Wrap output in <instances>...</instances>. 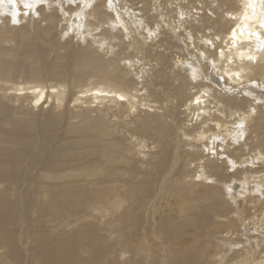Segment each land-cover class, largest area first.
Returning a JSON list of instances; mask_svg holds the SVG:
<instances>
[{
    "label": "bare ground",
    "instance_id": "obj_1",
    "mask_svg": "<svg viewBox=\"0 0 264 264\" xmlns=\"http://www.w3.org/2000/svg\"><path fill=\"white\" fill-rule=\"evenodd\" d=\"M93 1L59 0V7L53 10L38 8L39 23L47 25L45 28L35 25L34 34L29 32V25L12 27L13 22L0 15L3 21L0 25V249L9 250L7 258L15 264L20 262L15 228L25 225L22 216L26 210L36 214L33 210L36 201L39 208L32 251L37 264H98L102 252L109 250L105 246L112 240L106 239L109 228H114L122 238L119 251L127 262L138 255L141 257L138 264H152L147 254L149 249L143 243L149 229L156 228L158 232L151 233L156 244L167 240L170 249H176L172 256L158 255L160 262L163 258V264H264V173L260 175L255 168L264 166V111L256 106V100L252 104L243 98L248 93L263 95L260 88L264 86V0H192L195 4L205 3L208 8L217 5L209 9L205 20L200 17L204 23L201 21L194 27L187 18L183 20L179 0H141L145 3L139 9L145 12L143 17L116 13L115 0L111 1L112 8L102 3L92 6ZM29 2L31 5L32 0ZM155 2L159 3L155 6L159 13L156 17L151 15ZM70 3L76 7L69 6ZM165 5L178 10L175 17L178 24L190 25L182 30L187 38L183 39L184 47L188 55L194 54L190 53L193 48L199 60L195 56H188L192 62L179 58V67L186 74L182 83L176 84L179 78L169 76H162L158 82L163 100L168 102L165 110L170 125L163 119L165 116L156 115L153 120L140 121L130 129V123L122 125L120 119L129 121L144 108L158 109L153 105L158 97L152 94L155 101H151L143 95L145 89L138 88L140 83L129 78L128 69L124 72L118 59L105 60L116 53V47L124 40L113 26L119 21L128 26L135 21L131 23L132 29L144 37L134 40L139 54L146 53L147 38L158 34L147 32L161 27L166 33L168 26L176 22L171 21L173 15L164 14L168 8ZM120 9L126 10V6ZM159 9H164V13ZM19 10L22 14L26 12L19 0H0V12L15 16ZM65 19L70 25L60 36L67 32L70 37L73 32L76 39L90 43L72 63L66 62L62 55L53 54L59 48L57 24ZM150 23L156 28H151ZM120 29L119 34L128 36V30ZM99 30L101 34L96 35ZM199 33L204 35L199 37ZM9 44L11 48L3 46ZM52 56L55 57L51 61ZM156 59L161 60V56L156 54ZM127 64L134 69L132 60ZM207 66L218 70L217 75L228 83L231 93L217 90L209 83L205 77L210 76ZM188 73L191 78L203 80L200 84L197 81L199 86L193 87L194 92L190 90L192 83L186 81H192ZM175 102L176 107L184 108L185 124L188 121L179 129L175 127ZM256 114L259 119L254 117ZM175 128L178 132H174ZM124 134H129L134 142ZM147 142L160 150L156 152L161 156L157 168L162 171L152 179L148 176L145 183L125 185L122 181L128 180L126 169L132 158L131 148H139L144 161ZM250 154L252 159H246ZM182 155L190 158L182 160ZM182 162L196 164L194 168L200 171L199 182L204 183L201 184L204 193L195 206L196 198H192L189 189L183 191V196L178 190L170 191L174 208L170 213L178 212L173 221L180 222L169 226L167 220L171 215L157 221V212L154 206L149 208V201L157 193L154 183L161 180L164 183ZM231 167L237 168L235 173L226 172ZM240 171L245 176L232 182ZM223 177L234 178L225 181ZM132 179L138 180L135 175ZM192 179L197 180L195 176ZM119 183L125 185L123 190L117 186ZM159 190L160 197L166 195L165 185ZM126 203L129 210L121 219L123 225L118 227L122 222L117 215ZM149 213L152 216L144 223ZM96 215L104 219L101 225L95 220ZM89 217L95 223H84ZM108 217L111 219L105 222ZM202 232L205 236L201 243L198 239ZM213 232L219 235L215 238L218 244L211 241ZM242 236L244 240L240 243ZM129 255L132 256L128 258Z\"/></svg>",
    "mask_w": 264,
    "mask_h": 264
},
{
    "label": "rangeland",
    "instance_id": "obj_2",
    "mask_svg": "<svg viewBox=\"0 0 264 264\" xmlns=\"http://www.w3.org/2000/svg\"><path fill=\"white\" fill-rule=\"evenodd\" d=\"M19 1L21 3L22 8L26 11L24 14H22L20 12V10H19V12H16L17 14L15 16H12L11 14H5V13H2V12H0L1 13L0 15L2 17H5L7 20L13 22L12 27L15 26L16 28H19L21 25H29L32 28V30H31V28H29V32L30 33L32 32L31 34L35 33V28H34L35 25H39L40 24L41 27H43V28H45L46 25H47L46 23H39L40 22L39 16L37 15V14H39V9L40 8H47L50 11V10H53V9L59 7L58 5H60V3L58 2L59 0H57V1L56 0H32L31 5H29L28 7H25L24 6L25 3H27V4L30 3L29 0H25L27 2H24V0H19ZM111 1L112 0H94L92 6L95 5V4L102 3L104 6H106V4H107V6L109 5L108 8H112L113 6L111 5ZM165 1H167V0H164V2ZM147 2H149V0H147ZM115 4L116 5L114 6V8L117 9V11H118V12H116V11L115 12L120 14V15H125V16L129 15V16H126V17H130L129 13L134 14L133 16H139L141 14L140 16L143 17V15H145V12L144 13H142L143 11L139 12V9H141V7L144 8V6H142V5L143 4L145 5V3H141V0H138V1H136V0H125L122 3L119 2L118 0H115ZM179 4H180L181 7H183V14H182L183 20L184 21H186V20L191 21V24H190L191 26H193V25L194 26H198L199 24H201V21H202V23H204V21L200 17H202L205 20V18L207 17L206 15L208 14L209 9L210 8L212 9V8H214V6L215 7L217 6L216 4H214L213 6L208 8L207 4H205V3L204 4L202 3L203 5H201V3L195 4L192 0H179ZM68 5L71 6V7H74V8L76 7V5L73 4V3H70ZM157 5H159V3L156 4V2H155L154 3V8H153L154 10L151 13V15H154L155 17L158 16V14H159V13H157V11H155V9H156L155 6H157ZM120 6H123V7L126 6V10H124L125 8L123 10H121ZM166 7H168V8H166L167 10L162 9V11H161L159 9L160 12L161 13L165 12L164 14H168L170 17L173 15L174 18H172L171 21H173V22L176 21V22L172 23L171 26H168V31L166 33H164V30L161 27H159V26H157V27H159L160 29H157V30L153 29L152 31L149 30L147 33H158V34H157V36L154 35L152 37L147 38V41H146V43H147V46H146L147 52L146 53H141L142 55L139 54L140 51L138 50V45L136 43V40H134V38L143 39L144 36L141 37V35L139 34L140 32L138 30H133L132 29L131 23L133 21L129 24V26L127 25V23H123V22H120V21L117 23V24H121L119 27L115 23H114L115 25L113 26V29H115V33L120 35L121 39L122 40L124 39V40H123V43L120 44L121 46L116 47V50H115L116 53H114V54H112L110 56H107L105 60L107 61V60L113 58L112 60L115 59L117 61V59H118V61L120 63V68L123 69V70L124 69H128V72L130 73L129 78H131V80H133V81H136L137 84H138V82L140 83L139 84L140 86H138L139 89H143V88L145 89L144 92L142 93L143 95H145L147 97H150L149 100H151V101H155L154 98L151 97L152 94L154 96L158 97V99L156 100L157 103L156 102L153 103V105L155 107H157L158 109H156L154 111L150 110V111H152V112H150L149 110H147L148 108H144V109H142V111L138 112L135 115V117H132V119H129V121L126 120V119H122V118L120 119L119 122L122 125H124L126 122H129L130 123V125H129L130 129H133L134 127H136V125L140 121L153 120L154 116H156V115L162 116V117L165 116V117H163V119L165 118L166 124L168 123L167 125H170L169 122L171 121V119L169 118V114H167L166 110H165V106L168 105V102L163 100V97H162L163 93L161 91L162 88H160V86L158 85V82L161 80L162 76H169V77L174 78V79H175V77L179 78L178 81H175V83L177 82L176 84L182 83L181 79H182V77H185L186 74H185V69L183 67H179L180 66L179 58H180V61L192 62V59L190 57L193 56V58H194V56H195L196 59L199 60L198 57L196 56L197 53L193 50V48H192V52H190V53H194V54L188 55V53H186V49L187 48L184 47L185 45L183 43V39H187V38L185 36L186 33H184L183 31L186 28H189L190 25L188 23L184 24L183 22L178 24V19H175L176 14H177L176 12H178V10L174 11L173 7L175 8V6H173V7L171 6L170 7V5H168ZM15 10L17 11V8ZM29 10H32L31 13H36V15L35 14H31ZM79 10L82 11L83 8H80ZM106 10H108V9H106ZM137 10H138V12H137ZM163 10H164V12H163ZM109 11L110 10H108V12ZM133 11H136V12H133ZM166 11H168V12H166ZM115 12H111V13H115ZM170 12H174V13H170ZM156 13H157V15H156ZM184 14H186V16ZM29 17L30 18H34V20H35L34 22L35 23L31 22ZM37 19H38V21H37ZM139 20H141V17L139 18ZM59 21H60L59 25L57 24V29L55 30L56 36L59 38V48H56V50H54L55 53H53V54L55 56H56V53L58 54L57 56L62 55V56L65 57V61L66 62H68V63L71 62L72 63L74 61L75 56H77L80 53H82V50L88 49L85 45L86 44H90V43H87V42L83 43L82 40L76 39L73 36V32L70 33V37H69V35H67V32H64L61 36H63L64 34H65V36H63V38H62L60 36L61 31L63 29L66 30L67 28H69L70 23L68 22L67 19L59 20ZM195 21H197V22L195 23ZM2 24H3V21L2 22L0 21V25H2ZM183 25L185 26V28H183L184 27ZM172 26L175 27L176 30L174 28H172ZM121 27H124L126 29V31L128 30L127 31L128 36L125 33L119 34V31L121 30L120 29ZM150 27L153 28L155 26H154L153 23H150ZM164 29H166V28H164ZM179 29H180V31H179ZM98 33L96 32L95 34L96 35H100L101 34V30H99ZM207 33L208 32H206V34ZM194 34L196 35V32H194ZM201 35H204V34L199 33L198 36L200 37ZM73 38H75V39H73ZM99 38H101V37H99ZM88 39L91 40L90 37ZM97 40H98V38H97ZM133 40H134V42H132ZM181 40H182V42H180ZM67 41H69V42H67ZM116 42H114V43H116ZM105 43L108 44L109 42L107 41ZM11 45L9 44L7 46L6 45H3V46L6 47V48H11L12 47ZM114 45H117V44H114ZM82 46H85V47H83V49H82L81 48ZM133 46H136V47H133ZM95 48H96V46H95ZM155 49H156V51H155ZM59 51H60V53H59ZM92 51H93V49H92ZM143 54H144V56H143ZM156 54H157V56H159V55L161 56V60H157L156 59ZM55 56H52L51 57L52 59L51 58H49V59L52 61ZM113 56H115V57H113ZM188 56H190V57H188ZM142 58H144V59H142ZM129 60H132L134 62V64H135V66H133L134 69H132V67H130V66L128 67L127 62ZM141 62H142V65H141ZM198 63H199V61H198ZM177 64H179V65H177ZM201 64H202L203 67L206 66V62L205 61L202 62ZM136 65H138V66H136ZM208 68L210 69V67H208ZM179 69H180V71H179ZM181 71H183L184 73L181 72ZM124 72H126V70H124ZM180 72H181V74H179ZM216 72H218V70L216 71L215 68H211L210 72H209L210 76H205L206 78H208L210 80L209 83L211 85L215 86V88L217 90H221L222 89L221 91L225 90V92L231 93L228 90V83L223 78H221L219 75H217ZM136 75H138V76H136ZM188 75H189L190 79H192V81L186 80L190 84L192 83L191 87H190L191 91L194 88H196L197 86H199L200 83H203L202 79L198 80L195 77L191 78L190 73H188ZM197 81L199 82V84H198ZM213 82H214V84H212ZM225 82H226V84H225ZM195 85H197V86H195ZM152 86L154 87L155 90L151 88ZM193 92H194V90H193ZM260 92H262L263 95H261L260 93H250V94L248 93L243 98H244V100L248 101V103H252V104H254L253 100H256L257 101L255 103V104H257L256 106L261 110V112H263L264 111V86H261ZM231 95H233V93ZM240 96H242V95H240ZM245 97H247V98H245ZM249 99H251V100H249ZM245 103H247V102H245ZM176 106H177V103L175 102L176 124L178 125V126L176 125L175 127L176 128L178 127V129H179L180 127H183L184 125H187L188 121L185 124L184 121H186V117L187 116L183 113L184 108L183 107H179V106L176 107ZM227 115H228V113H227ZM254 117L256 119H259V115L258 114H256ZM233 118L234 117H232V121H233ZM228 120H231V118H229V115H228ZM123 122H124V124H123ZM263 122H264V119H263ZM252 124H253V122L250 123V125H252ZM176 128L174 129V132H178V130L176 131ZM130 133L133 134V132H130ZM124 135H125V137L126 136L128 137L129 141L134 142L133 139L131 140V138H130L131 136L129 134L128 135L124 134ZM192 143L194 144L195 142L192 141ZM194 145L198 146V144H196V143ZM132 146H133V144L131 145V147ZM131 149L133 151V153L131 155L132 158L129 161V165L130 166L126 169L128 180L126 181V179H125V180L122 181L125 185H127L128 182L129 183L133 182L132 185L135 184L136 182L138 183V181H141L142 183H145L146 181H148V176L152 179V178H154L153 176H156L157 174H159L162 171L161 169L157 168V166H159L158 162L160 161V159H161L160 157L161 156L156 154V152L157 151L160 152V150L157 149L156 145H154L152 142H149V143L147 142V149H146V154L147 155H146V158H145L144 161L142 160V159H144L142 157V155H140L138 153V150L140 151L139 148L136 149L133 146ZM180 151L182 152L181 149H180ZM206 154H207V151H206ZM182 157H184V158H182V160L190 158V156L187 157L186 155H182ZM212 157H214L213 154H212ZM246 159L251 160L252 159L251 154L249 156H246ZM155 163H156V165H155ZM153 165H154V167H153ZM195 166H196V164L187 165V163H186V165H185V163L182 162L180 164V166L178 167V169H176V171H174L172 176L168 177L164 183H162L163 182L162 180L157 182L158 185H157V183H154L155 190L157 191V193L151 197V199H150L151 202L149 201V208L152 209L153 206H154V210L157 212V215L160 214L159 217L157 215L155 216V219L157 221H159L160 218L162 219L164 216L171 215L172 218L167 220L169 222V226H172V223H174V222H180V220H176V219H175V221H173V217H175V215H178V212L176 213V211H174V213H170L172 211V209H174L173 206H171V205H173V202L171 200V197H169L170 191L171 192H176L178 190L179 192H181V195L183 196V194H182V193H184L183 191L185 189H189L190 190L189 194L192 195V198L193 199L196 198L195 201H194V205L195 206L198 205V203H197L198 200L197 199L199 198L200 195H202L204 193V186L201 185V184H204V183L199 182L201 180L200 173H199L200 171H197V169L194 168ZM255 168L257 169L256 172H258L260 175L264 173V166L260 167V166L256 165ZM146 169H147V171H146ZM159 170H160V172H159ZM236 170H237V168H235V167L232 168L231 167V168H228V170H226V172L235 173ZM139 171H141L143 173L138 176L136 174ZM165 172L167 173V172H169V170H166ZM239 174L240 175H238L236 178H234V177H233L234 179L231 178V180L233 179L232 182L241 179L242 177L245 176L246 173L244 171H240ZM134 175H135L136 179H138V180L135 181V179H132ZM228 175L229 174L226 173V176H228ZM194 176L197 179L195 181L193 179L191 180V178L194 177ZM231 176H233V175H231ZM130 177H131V181H130ZM223 180L231 181L230 178H226V177H223ZM123 183H119L117 185L121 190H123V187L125 186V185L122 186ZM238 183H236V185ZM186 184H187V186H186ZM162 185H165L166 195H163V196L160 197L158 191H160L159 189H161ZM189 185H191V186H189ZM183 186H184V188H183ZM240 190H238V191H240ZM192 192L193 193L195 192V194H192ZM156 196H158V197H156ZM166 196L168 197V199H167ZM247 196H248V194H247ZM255 196L256 195L254 194V196H252V197L255 198ZM152 199H154L155 202H158V203L156 204L154 202V200H152ZM206 203H207V205L209 204V202H205L204 204H206ZM191 204H193V203H191ZM252 206L253 205H251V207ZM38 208H39L38 203L36 201L33 202V210L36 212V214L34 215L32 210H26V212H24V215L22 216V219L24 218L25 221H26L25 225H20L19 224L15 228V230L17 231L16 244H17V247H18V253L21 256L20 262H18V264H37V261L34 260V258H33V253L34 252L32 251V249H33V247L35 245L36 232H34V230H35V226H36V220L38 218V213H37ZM128 210H129V205H128V203H126L120 209V213L117 215L118 220L119 219L120 220L124 219ZM33 215H34V217H33ZM121 215H123L122 218H120ZM151 216H152V214L149 213V216L147 217V219L144 220V223H145V221H148L151 218ZM89 218L90 219H87L86 221H84V223L91 224V223H95V220H96L97 223L99 221L98 225H101L103 220H104V219L100 220V216L99 215L95 216V220H93L91 217H89ZM110 219L111 218L108 217L105 220V222H108ZM91 220H93V221H91ZM121 222H122V220H121ZM103 225H105V223ZM122 225H123V222L121 224H117L118 227H120ZM22 227H25L24 231L21 230ZM27 230H29V233H26ZM154 230L157 231L156 228L149 229L150 234H147L148 238L146 239V241H144L143 244L145 245V249H149V252H147V254L151 257L150 260L152 261V264H163V258H162V262H160V260L157 259L158 255L160 257H162V255L165 253L167 255L169 254L170 256H172V254L174 253V250H176V249H174V250L172 249L171 250L170 246H169V243H167V240L161 241L160 242L161 244H156L157 242L155 240H153V237L151 235V233H153ZM23 232H24V234H23ZM112 232L115 235H111ZM204 236H205V233L202 232V233H200V239H198L197 237L196 238L199 240V242L202 243L203 239H204ZM106 237H107L106 239H108L109 241H110V239H112V240H111L110 244L105 245L109 250H108L107 253H105V251L102 252L103 255H102L101 259L99 260L98 264H132V262H133V264H138V261L141 259V257L138 256V255H136V256H132L131 255L132 257L129 255L128 258L131 257L132 260L128 261V262H127V259H124L122 251H119L120 248H122V246H123V240H121L122 238H119L118 235L114 232V228H109L108 229V233H107ZM218 237H219V235L214 233V235H212L213 239L211 241H214L216 244H218L217 241H215V238H218ZM242 238L243 239L240 240V243L244 240L243 236H242ZM85 244L87 246L88 242H85ZM237 248H240V250H241V246H239ZM7 253L9 254V250H1L0 249V264H15L12 259L9 260V258H7V256H8ZM138 257H140V258H138ZM237 257H238V255H237ZM239 258L240 257H238L237 259H239ZM33 260H34V262H33ZM135 260H136V262H135ZM151 261H150V263H151ZM208 262H210V259H208Z\"/></svg>",
    "mask_w": 264,
    "mask_h": 264
},
{
    "label": "snow or ice",
    "instance_id": "obj_3",
    "mask_svg": "<svg viewBox=\"0 0 264 264\" xmlns=\"http://www.w3.org/2000/svg\"><path fill=\"white\" fill-rule=\"evenodd\" d=\"M25 7H28L29 5L27 4V3H25V5H24Z\"/></svg>",
    "mask_w": 264,
    "mask_h": 264
}]
</instances>
